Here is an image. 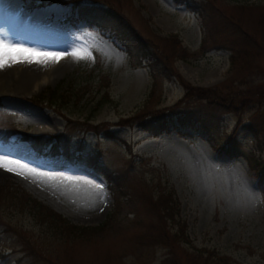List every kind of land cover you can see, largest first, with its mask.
I'll return each instance as SVG.
<instances>
[{"label":"rangeland","instance_id":"1","mask_svg":"<svg viewBox=\"0 0 264 264\" xmlns=\"http://www.w3.org/2000/svg\"><path fill=\"white\" fill-rule=\"evenodd\" d=\"M3 1L0 17L10 14L28 37L34 27L61 36L65 55L22 97L0 96V264H264V184L261 191L242 154L223 152L234 145L264 160V0H97L144 51L133 66L110 30L77 19L71 0ZM0 33L38 49L9 27ZM91 34L100 38L87 49L94 59L75 60L73 46L92 44ZM28 74L19 65L11 73L17 81ZM178 101L177 110L201 109L211 131L176 116L156 135L122 124ZM49 135L56 139L39 149L26 138ZM85 159L110 173L117 192ZM10 185L88 227L52 233L5 200ZM169 188L178 210L165 218L152 202Z\"/></svg>","mask_w":264,"mask_h":264},{"label":"trees","instance_id":"2","mask_svg":"<svg viewBox=\"0 0 264 264\" xmlns=\"http://www.w3.org/2000/svg\"><path fill=\"white\" fill-rule=\"evenodd\" d=\"M73 6L76 8V17L79 20H83L87 23V25H96L100 29H108L112 32V35L118 39L126 53V56L128 58V64L131 66L139 64H134L132 61H140V57L143 56L141 55L144 51L141 53L138 52L137 44L135 40H132V36L130 33L124 29L123 23L121 22L120 18L118 15L115 13H110V9H104L103 7L96 5L98 2L99 4H102L101 1H91L92 3H85L82 4L79 0H71ZM105 4V3H103ZM141 49V48H140ZM139 58V59H136ZM142 58V57H141ZM202 91H197L196 96L197 98L204 99L206 101L212 102L214 99L210 95H206L203 93H200ZM200 93V94H197ZM62 95V94H61ZM210 96V97H209ZM256 96L262 97V95L257 94ZM214 97V96H213ZM42 98V95L37 97L38 100ZM184 98V97H183ZM56 99V88H51L48 92V96L46 98L47 102L50 103L51 101ZM181 100V99H180ZM181 101H178L176 104H174V107H169L166 108L165 110L161 111L159 109H156L153 112H149L148 116H144L142 112L138 114H134L131 116L129 119H124L122 121V124H136L142 129L146 130L148 133L152 135L159 134L160 131L166 130L167 129V120L170 119L172 116H176L177 119L181 121V124L187 123L189 125H192L193 122H198L204 129L205 131L209 132L211 129L208 127L210 126L207 119L204 117L202 110L197 109L193 106H187L185 108H180V109H175L178 106V103ZM214 107H219V104L216 102H212ZM261 130V128H259ZM256 134V132H254ZM254 138H255V134ZM56 136L54 135H49L47 138H41L38 136H26V138L31 141L34 146L37 145L36 147L39 149V146L41 144H44L45 142H48L50 138H55ZM210 137L213 139L212 135L210 134ZM211 139V140H212ZM234 139V136H230L228 139V143L231 142ZM66 151L68 148L65 144H61ZM56 146H58V143H54L53 148L55 149ZM260 146V145H259ZM35 147V148H36ZM212 149H217L216 146L212 145ZM257 147V145H256ZM223 149V146L221 145V150ZM216 151V150H215ZM216 151V152H217ZM223 152L226 153L227 155L231 156H237V154H242L249 167L251 169L257 168L258 173L256 174V184L258 188L262 191L263 190V184H264V160L256 162L252 155L251 152H241L237 151V148L233 145L231 149H223ZM252 160H251V159ZM85 162H87L91 168L99 172L105 179L106 185L108 188H110V191L112 194H114L117 191H114L115 188H113L114 182L111 179V176L109 175L110 173L106 171V169L100 167L97 163L91 162L89 159H85ZM12 186L14 188H12ZM115 186V184H114ZM5 194L3 195L5 200H10V202L16 203L17 205L27 207L29 213L32 216H35L39 221H42V223H45L47 228L51 229L52 233L53 232H60L61 235L69 234V235H76L79 234L81 231H84L88 226H79L75 225L73 223H70L64 216H62L59 212L55 211L48 205L42 203L38 199L32 197L29 193L24 191L20 186H15V185H10L5 187ZM16 189V190H15ZM3 192V191H2ZM1 192V193H2ZM114 192V193H113ZM116 196V195H115ZM152 206L154 208H159L161 213L165 218H170L172 216L173 211L177 213L178 210V201L174 195V191L172 188L163 190L160 192L156 199L152 202ZM112 217V211L108 214V220H110ZM108 222V221H106ZM105 224V221L103 222ZM93 228H99V227H93ZM177 230L174 232L176 233ZM180 234L183 233V228L179 227ZM174 238V237H173Z\"/></svg>","mask_w":264,"mask_h":264},{"label":"bare ground","instance_id":"3","mask_svg":"<svg viewBox=\"0 0 264 264\" xmlns=\"http://www.w3.org/2000/svg\"><path fill=\"white\" fill-rule=\"evenodd\" d=\"M4 4H6V7H10L11 3L9 0H4ZM10 14H4L2 17H0V31L2 28L9 27L14 32H17L21 36H24L25 39L31 44L36 45L38 47V51L43 52H57V49L61 47L62 43V37L56 34H51V36H54L53 38L47 34V32L42 29L41 27H34L33 30H31L32 34L34 35L32 37H28L30 35L29 31H26L22 27H18L15 25V22L9 17ZM40 37V38H37ZM47 37V39H46ZM29 39V40H28ZM38 39V40H35ZM66 47V46H65ZM41 62H28V61H21L17 63H10L6 65L3 68H0V96L7 97V96H19L22 97L25 92L27 91V86L29 81L34 80L35 78L40 77L44 73L48 72H54V69L52 68V64L55 58L49 59V58H40ZM22 66V69L24 72L29 73L28 80L23 81H17L11 73L17 69V67ZM56 69V68H55Z\"/></svg>","mask_w":264,"mask_h":264},{"label":"snow or ice","instance_id":"4","mask_svg":"<svg viewBox=\"0 0 264 264\" xmlns=\"http://www.w3.org/2000/svg\"><path fill=\"white\" fill-rule=\"evenodd\" d=\"M95 40L92 44H89L87 38L81 41L79 46H73L71 55L77 61H87L88 59H94L91 57V52L87 51L90 47H96L97 41H99V37L96 34H91ZM65 55L64 52H43L38 51L35 48L25 47L22 42L14 41L12 38L4 33H0V68L5 67L10 63H17L21 61H28V62H37L40 63V58H55L57 61ZM5 157H0V167H5L2 161ZM14 163L20 165L21 168H28L27 164H20L19 161H14ZM7 171H14L13 168L8 167L6 168ZM35 168H30L29 172H36ZM23 175V173H18ZM69 180L75 179H83L82 177H67ZM87 183H92L91 181H87ZM98 189H102V185L96 184L95 185Z\"/></svg>","mask_w":264,"mask_h":264}]
</instances>
